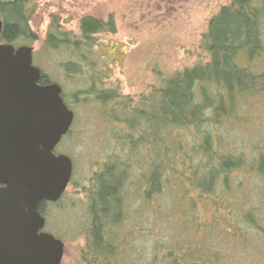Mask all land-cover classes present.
I'll return each instance as SVG.
<instances>
[{
    "label": "trees",
    "instance_id": "obj_1",
    "mask_svg": "<svg viewBox=\"0 0 264 264\" xmlns=\"http://www.w3.org/2000/svg\"><path fill=\"white\" fill-rule=\"evenodd\" d=\"M29 2L0 1V41L15 44L35 40L28 25ZM78 29L79 39L74 41L54 28L47 33L45 46L50 50L66 46L78 55L80 63L61 65L65 73L80 76L87 84L84 91L73 94L72 102L85 105L91 97L95 107L108 108L107 121L117 129L120 143L118 157L102 162L89 183L81 263L247 264L221 246L230 241L225 242L224 235L239 241L236 246L241 242L246 245L248 239H241L240 225L259 229L263 241L264 229L256 224L258 210L249 206L254 197L233 194L230 178L254 172L264 181V153L252 158L221 153V139L214 128L231 121L238 107L249 109L253 99L264 98V70L257 71L264 55V0H228L208 19L200 37L199 47L207 61L159 79L149 99L141 98L133 105L116 89L104 87L98 77L86 74L82 66L87 59L85 50L91 49L94 37L114 33L112 18L102 21L83 17ZM41 82L49 83L44 74ZM131 148H135L140 161L145 157L137 168L141 171L140 190L132 197L133 210L141 217L138 235L146 243L148 216H154L160 229L165 226L167 230L148 240L145 250H127L121 228L131 209L123 194L131 169L132 161L127 156ZM46 204L40 205L41 215ZM200 206L211 212L206 221L199 214ZM223 218H228L232 235L218 227ZM172 222L179 225L174 234L168 229Z\"/></svg>",
    "mask_w": 264,
    "mask_h": 264
},
{
    "label": "rangeland",
    "instance_id": "obj_2",
    "mask_svg": "<svg viewBox=\"0 0 264 264\" xmlns=\"http://www.w3.org/2000/svg\"><path fill=\"white\" fill-rule=\"evenodd\" d=\"M227 2L228 0H30L28 25L35 40L17 42L14 45L32 48L34 66L40 69L49 82L61 88L62 98L74 114L69 135L54 150L56 154L70 158L71 180L61 199L57 203L46 204L42 210L45 222L43 231L64 245L61 264H82L80 253L84 247V231L88 225L86 203L89 183L102 162L108 157H118L120 143L115 133L117 129L112 128L107 121L108 108L95 107L94 98L91 97L86 99L85 105L78 106L72 102L73 94L84 91L87 84L82 77L65 73L61 65L69 61L80 63L79 57L66 46L48 49L45 46L47 33L56 28L71 40L77 41L81 18L92 17L106 21L111 17L114 33H102L94 37L91 49L85 50L87 59L82 66L86 67V74L98 77L104 87L116 89L121 98L133 105L141 98L148 100L149 93L158 87L159 79L207 61L205 52L199 47L200 37L206 30L208 19ZM257 66V71L264 70V55ZM83 98L78 96L80 100ZM250 103L249 109L238 107L231 121L214 128L215 134L221 139V153L242 154L246 158H252L258 152L264 153V98L253 99ZM135 151V148H131L127 153L132 163L127 159L126 163L131 165V169L128 170L129 174L123 185V194L131 209L121 228L126 243L128 242L127 250H136V247L137 250H145V245L158 238L159 232L165 234L167 230L165 226L160 229L162 226H159L158 219L154 220V216H148L150 224L145 233L146 243L138 235L142 228L141 217L133 210L135 199L132 197L136 190H140L141 171L137 168L145 157L142 156L140 161ZM230 186L236 196L254 197L249 206L258 210L256 224L258 228L264 229V181L254 172H242L232 175ZM198 211L205 218L204 221L211 214L206 213L208 209L205 210L202 206L198 207ZM223 219L225 221L219 223L218 227L232 235L233 231L227 225L228 218ZM172 224L168 229L174 234L179 225L174 222ZM240 227L241 239H248L246 245L241 242L236 246L234 243L239 241L234 242L232 237L224 235L225 242L230 241L221 246L224 245L228 254L234 253L239 258L238 261L264 264V241L258 235L259 229L247 225ZM138 236L141 239L136 242ZM130 258L135 259L133 256Z\"/></svg>",
    "mask_w": 264,
    "mask_h": 264
},
{
    "label": "water",
    "instance_id": "obj_3",
    "mask_svg": "<svg viewBox=\"0 0 264 264\" xmlns=\"http://www.w3.org/2000/svg\"><path fill=\"white\" fill-rule=\"evenodd\" d=\"M40 77L32 48L0 45V264H61L63 256L39 208L70 183L71 160L54 150L73 113L61 88L38 85Z\"/></svg>",
    "mask_w": 264,
    "mask_h": 264
},
{
    "label": "flooded vegetation",
    "instance_id": "obj_4",
    "mask_svg": "<svg viewBox=\"0 0 264 264\" xmlns=\"http://www.w3.org/2000/svg\"><path fill=\"white\" fill-rule=\"evenodd\" d=\"M1 21V20H0ZM2 23V22H1ZM1 30H2V28H1ZM1 33V32H0ZM0 45H5V46H11V47H13V48H18V47H28V48H31V47H29V46H15L14 44H11V43H4V42H2V41H0ZM32 66L33 67H35L34 66V63H33V52H32ZM35 68H37V67H35ZM37 69H39V68H37ZM40 70V69H39ZM40 75H41V77H42V75H43V73L40 71ZM41 77H40V79H39V81H38V85H48V84H53V83H51V82H49L48 84H41L42 82H41ZM62 91V90H61ZM64 101V100H63ZM71 111V110H70ZM72 112V111H71ZM73 113V112H72ZM73 122H74V114H73V121H72V124H71V126H70V129H69V131L71 130V127H72V125H73ZM68 131V132H69ZM68 135V133L64 136V137H66ZM63 137V138H64ZM62 138V139H63ZM61 139V140H62ZM61 142V141H60ZM59 142V143H60ZM58 146V145H57ZM54 153H55V151H54ZM56 154V153H55ZM56 155H60V154H56ZM66 156V155H65ZM44 232V231H43ZM44 233H46V232H44ZM48 234V233H47ZM51 235V234H50ZM54 237V236H53ZM55 238V237H54Z\"/></svg>",
    "mask_w": 264,
    "mask_h": 264
}]
</instances>
